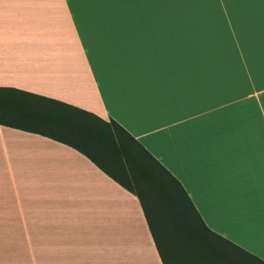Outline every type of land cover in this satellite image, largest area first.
Instances as JSON below:
<instances>
[{
	"label": "crops",
	"instance_id": "crops-1",
	"mask_svg": "<svg viewBox=\"0 0 264 264\" xmlns=\"http://www.w3.org/2000/svg\"><path fill=\"white\" fill-rule=\"evenodd\" d=\"M0 87V243L23 261L162 264L137 197L60 140L47 99L118 122L264 260V0H0Z\"/></svg>",
	"mask_w": 264,
	"mask_h": 264
},
{
	"label": "trees",
	"instance_id": "trees-1",
	"mask_svg": "<svg viewBox=\"0 0 264 264\" xmlns=\"http://www.w3.org/2000/svg\"><path fill=\"white\" fill-rule=\"evenodd\" d=\"M47 100L61 110L60 140L137 197L162 264H264L209 228L181 182L118 122Z\"/></svg>",
	"mask_w": 264,
	"mask_h": 264
},
{
	"label": "rangeland",
	"instance_id": "rangeland-1",
	"mask_svg": "<svg viewBox=\"0 0 264 264\" xmlns=\"http://www.w3.org/2000/svg\"><path fill=\"white\" fill-rule=\"evenodd\" d=\"M1 240H5L4 237H0V241ZM20 252L21 251L14 250L13 253L5 243H0V264H31L32 262H25L20 259Z\"/></svg>",
	"mask_w": 264,
	"mask_h": 264
},
{
	"label": "snow or ice",
	"instance_id": "snow-or-ice-1",
	"mask_svg": "<svg viewBox=\"0 0 264 264\" xmlns=\"http://www.w3.org/2000/svg\"><path fill=\"white\" fill-rule=\"evenodd\" d=\"M193 151H194V154H198L201 152V149L198 146L194 145ZM261 167H262V173H264V143H262ZM226 175H227V172L221 169L219 178L223 180V178L226 177ZM212 178L216 179L217 177L214 175ZM260 226H261L262 235H264V197H262L261 205H260Z\"/></svg>",
	"mask_w": 264,
	"mask_h": 264
}]
</instances>
